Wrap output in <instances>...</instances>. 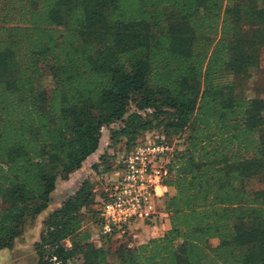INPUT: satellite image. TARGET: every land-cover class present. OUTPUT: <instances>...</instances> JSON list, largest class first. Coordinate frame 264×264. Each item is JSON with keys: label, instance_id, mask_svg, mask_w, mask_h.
<instances>
[{"label": "trees", "instance_id": "trees-1", "mask_svg": "<svg viewBox=\"0 0 264 264\" xmlns=\"http://www.w3.org/2000/svg\"><path fill=\"white\" fill-rule=\"evenodd\" d=\"M263 51L264 0H0V250L109 127L127 152L153 130L183 140L161 205L171 228L96 244L87 177L50 210L38 264H264V98L238 91ZM107 156L93 169L113 172Z\"/></svg>", "mask_w": 264, "mask_h": 264}, {"label": "built area", "instance_id": "built-area-1", "mask_svg": "<svg viewBox=\"0 0 264 264\" xmlns=\"http://www.w3.org/2000/svg\"><path fill=\"white\" fill-rule=\"evenodd\" d=\"M177 149V138L153 130L126 153L115 171L117 177H111V183L97 196V216L92 223L99 227L101 244L104 239L126 235L136 239L140 224H155L164 211L159 204L169 190L166 178Z\"/></svg>", "mask_w": 264, "mask_h": 264}, {"label": "rangeland", "instance_id": "rangeland-1", "mask_svg": "<svg viewBox=\"0 0 264 264\" xmlns=\"http://www.w3.org/2000/svg\"><path fill=\"white\" fill-rule=\"evenodd\" d=\"M251 73L252 74L250 78L244 77L239 82V93L249 98L255 96L264 98V51L261 66L257 69H253ZM46 84L49 90L52 85L50 78L47 80ZM133 110H135L134 104L130 107V112ZM182 142V139L177 138V147L181 148ZM104 152L108 154V161L113 167V172L106 174L101 172L105 166L103 162L99 169L100 172L93 169V164L99 162L100 156ZM126 153L127 148L124 140H121L116 146H112V142L110 139V128L105 127L103 130V140L99 153L96 156L89 157L85 162L84 167L79 171H76V173H73L69 179L58 180V186L52 195L53 199L49 209L41 213L35 219L26 222L22 234L14 242L13 247L0 250V264H38L39 256L36 249V243L40 241L41 233L44 229V221L48 217L50 210H53L54 208L59 206L63 199H65L68 195L74 193L80 187L83 180L87 177H91L96 182V186L94 188L96 194H101L104 188L111 183L109 179L111 177H113L114 179L117 177V173H115V171L120 169L121 161ZM103 177H105V179H103ZM160 204L162 205V201L160 202ZM84 226V230L91 233L92 240L96 242V244L100 245L101 239L99 234V227L96 224L92 223L91 218L88 219ZM136 239L134 237L126 235L119 240L113 239L110 243L106 244V246L113 250L115 246L120 243V241L135 245L137 241ZM128 240H130L131 243L128 242ZM211 244L214 246L218 245L219 239H212ZM81 260L82 257L79 256L72 261V264H77Z\"/></svg>", "mask_w": 264, "mask_h": 264}, {"label": "crops", "instance_id": "crops-1", "mask_svg": "<svg viewBox=\"0 0 264 264\" xmlns=\"http://www.w3.org/2000/svg\"><path fill=\"white\" fill-rule=\"evenodd\" d=\"M98 153L99 152H96L92 156H96ZM92 156H90V157H92ZM169 190H170V188H169ZM98 196H99V194H98ZM162 200L163 199H161L160 202ZM159 207L162 208L161 204H159ZM170 228H171V222H170L169 213L166 211H162V213L158 216V219L155 222V224H150V225L140 224L136 228V230H135V232H136L135 237L137 238L136 244L143 243L150 238H155V237L161 236ZM214 239H218V238H214Z\"/></svg>", "mask_w": 264, "mask_h": 264}]
</instances>
